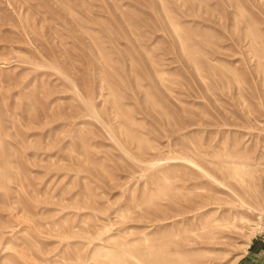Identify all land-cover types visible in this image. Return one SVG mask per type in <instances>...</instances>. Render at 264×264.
Listing matches in <instances>:
<instances>
[{
  "label": "rangeland",
  "instance_id": "rangeland-1",
  "mask_svg": "<svg viewBox=\"0 0 264 264\" xmlns=\"http://www.w3.org/2000/svg\"><path fill=\"white\" fill-rule=\"evenodd\" d=\"M264 244V0H0V264H236Z\"/></svg>",
  "mask_w": 264,
  "mask_h": 264
},
{
  "label": "crops",
  "instance_id": "crops-1",
  "mask_svg": "<svg viewBox=\"0 0 264 264\" xmlns=\"http://www.w3.org/2000/svg\"><path fill=\"white\" fill-rule=\"evenodd\" d=\"M236 264H264V244L254 239Z\"/></svg>",
  "mask_w": 264,
  "mask_h": 264
}]
</instances>
